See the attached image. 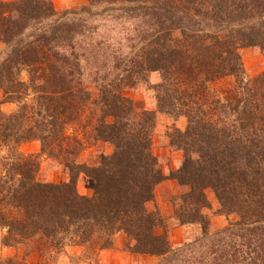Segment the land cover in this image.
<instances>
[{"label":"trees","instance_id":"16d2710c","mask_svg":"<svg viewBox=\"0 0 264 264\" xmlns=\"http://www.w3.org/2000/svg\"><path fill=\"white\" fill-rule=\"evenodd\" d=\"M87 1L60 15L50 0H0V264H29L32 254L55 264L70 246L96 255L120 233L130 253L169 264L166 220L149 208L168 180L181 188L172 202L180 225L202 229L180 250L183 263L264 264V73L224 98L211 89L242 82L241 49L264 51V0ZM154 73L161 82L151 85ZM140 87L155 92L156 111H138L125 95ZM158 113L187 121L168 131L183 152L169 175L153 154ZM32 142L39 153L23 154ZM100 143L113 152L79 162ZM43 159L66 180H41ZM82 175L91 196L78 191ZM208 191L218 215L239 218L216 234ZM20 246L23 260L1 257Z\"/></svg>","mask_w":264,"mask_h":264},{"label":"rangeland","instance_id":"374dc122","mask_svg":"<svg viewBox=\"0 0 264 264\" xmlns=\"http://www.w3.org/2000/svg\"><path fill=\"white\" fill-rule=\"evenodd\" d=\"M16 1V0H4ZM53 2L56 11L61 15L69 10H82L88 4L87 0H50ZM104 32V31H103ZM120 35L114 34L113 37ZM97 37V36H94ZM5 49L4 44L0 43V53ZM240 55L244 65V74L240 81L235 78L228 77L218 81L211 89L217 98H224L230 93L240 92L242 89L241 84L254 82L264 73V51L259 48H244L240 50ZM24 81L29 80V74L24 72L22 74ZM93 80V79H90ZM88 79V81H90ZM151 85H156L161 82V76L158 73L151 75ZM92 83V82H91ZM91 83H85L90 87ZM242 91V90H241ZM125 95L132 99L138 111L157 110V101L155 92L149 90L148 87H140L137 90H128ZM215 96V97H216ZM1 100V99H0ZM17 107L13 105L7 113L15 112ZM5 111V110H4ZM186 119H179L174 121L166 115L158 113L157 126L154 132L153 154L158 158L159 166L161 167L164 175H169L171 171L177 170L183 161V152L175 151L170 146L168 139V131L174 126L184 130L186 128ZM69 134H76V129H70ZM82 133V132H77ZM81 137V135L79 134ZM37 146V148H36ZM39 148V149H38ZM37 149L38 152H34ZM40 146L38 142L25 143L21 146V151L25 155L38 154ZM113 148L108 144H98L94 147L87 148L79 157L80 163H87L95 165L99 162L102 154H110ZM67 175L62 171L58 163L43 159L41 161L40 179L45 182H60L66 180ZM93 182L85 177L80 176L78 183V191L81 195L91 196L93 194ZM181 193V188L177 182L168 180L157 187L155 204H150L149 208H157L161 215L166 220L168 238L172 247L174 259L169 264H192L188 259V263H183V257L178 255L180 250L185 246L197 243L202 236V229L199 225L181 226L178 219L175 217V208L173 206V199ZM207 197L210 203V209L205 213L210 220V234H216L224 229L235 225L239 218L237 216L218 215V203L211 193L207 192ZM158 234H164V230H158ZM123 234V233H120ZM125 235V234H124ZM117 236V235H116ZM114 237V247L108 250L99 251L96 255L89 256L82 247L70 246L67 247L64 253L58 258L55 264H162V259L158 257L144 256L132 254L127 250L128 243L125 240ZM128 239V238H127ZM199 250V249H196ZM26 249L22 246L17 248H3L1 257H15L23 260L26 256ZM190 256V254L188 255ZM194 256V255H192ZM29 264H39V258L36 254H32L29 259ZM187 262V261H186Z\"/></svg>","mask_w":264,"mask_h":264},{"label":"crops","instance_id":"0c3cea01","mask_svg":"<svg viewBox=\"0 0 264 264\" xmlns=\"http://www.w3.org/2000/svg\"><path fill=\"white\" fill-rule=\"evenodd\" d=\"M2 98V93H1V91H0V99ZM11 108H13V105L12 104H7V105H4L3 106V109L6 111H10L11 110ZM6 111V112H7ZM36 148H37V146H36ZM39 149V148H38ZM34 152H38L37 151V149L34 151ZM116 238H120L121 240H125L127 243H128V239H127V237H126V235H124V234H118L117 236H116Z\"/></svg>","mask_w":264,"mask_h":264}]
</instances>
